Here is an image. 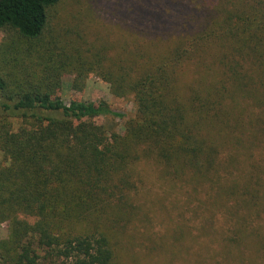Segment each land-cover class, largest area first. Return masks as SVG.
Masks as SVG:
<instances>
[{
    "label": "trees",
    "instance_id": "16d2710c",
    "mask_svg": "<svg viewBox=\"0 0 264 264\" xmlns=\"http://www.w3.org/2000/svg\"><path fill=\"white\" fill-rule=\"evenodd\" d=\"M59 1L0 0V220L9 223L0 264H124L142 156L234 221L220 237L225 260L243 250L264 257V0H160L150 14L168 20L150 40L173 44L142 63L108 62L92 48L89 57L36 50ZM197 59L203 74L185 97L178 77ZM76 63L132 99L124 134L96 123L122 118L107 104L52 96Z\"/></svg>",
    "mask_w": 264,
    "mask_h": 264
},
{
    "label": "rangeland",
    "instance_id": "374dc122",
    "mask_svg": "<svg viewBox=\"0 0 264 264\" xmlns=\"http://www.w3.org/2000/svg\"><path fill=\"white\" fill-rule=\"evenodd\" d=\"M159 1L60 0L52 11L51 34L34 46L42 52L55 44L68 54H74V48L81 49L87 57L93 51H101L108 62L114 59L115 62L142 63L157 58L173 44L172 41L150 40L163 32L168 20L161 13L158 17L150 14L160 7ZM141 7L149 14L138 21L135 13ZM170 21L175 26L178 24L173 18ZM6 39L5 33L0 32V45ZM89 48L93 49L91 53ZM197 61L185 64L178 77V89L185 97L189 95L188 86L195 85L203 74L201 62L198 65ZM2 65L0 58V67ZM73 69L60 74V82L52 96L65 104L70 100L107 104L122 118L96 119V123L124 134L125 122L134 113L132 99L112 96L109 86L98 75L84 73L77 63L73 64ZM11 123L13 131L22 126L17 119ZM256 152L259 159L262 151ZM133 182L136 190L132 200L137 210L121 240L124 264H236L238 260L239 264H264V257L249 250H243L241 256L233 252L232 258L225 260L220 237L231 229L234 221L224 210L214 211V216L208 212L204 207L207 199L204 191L195 194L188 184L162 179L161 167L152 157L142 156L136 162ZM259 224L258 219L252 218L253 227ZM8 236L9 223L0 220V242Z\"/></svg>",
    "mask_w": 264,
    "mask_h": 264
}]
</instances>
